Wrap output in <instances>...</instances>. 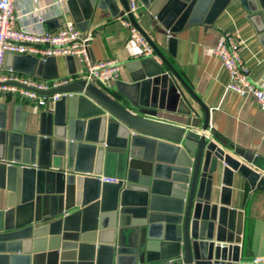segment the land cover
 <instances>
[{"label": "water", "instance_id": "1", "mask_svg": "<svg viewBox=\"0 0 264 264\" xmlns=\"http://www.w3.org/2000/svg\"><path fill=\"white\" fill-rule=\"evenodd\" d=\"M137 1L159 6L154 19L171 34L211 25L234 2L264 51V0ZM66 6L80 32L94 9L129 21L155 58L128 63V81L109 92L78 79L45 93L62 95L34 121H20L14 109L8 116L0 103V264H255L243 253L242 214L229 198L238 179L263 188L264 168L206 139L207 110L200 106L199 127L180 87L196 98L139 29L127 0ZM173 44L169 37L171 55ZM54 59L7 53L4 69L51 80ZM65 61L73 75L72 58Z\"/></svg>", "mask_w": 264, "mask_h": 264}, {"label": "crops", "instance_id": "2", "mask_svg": "<svg viewBox=\"0 0 264 264\" xmlns=\"http://www.w3.org/2000/svg\"><path fill=\"white\" fill-rule=\"evenodd\" d=\"M135 1L137 9L132 15L137 26L157 47L196 98L197 102L180 87L197 114L199 127L205 117L201 108L207 110V130L204 133L206 139L215 143L231 158L241 160L233 153L237 150L252 156L257 164L264 168V111L257 107L251 97H239L225 90L226 76L218 59L211 52L224 32L232 34L240 44L241 58L248 70L249 79L254 83L262 79L264 51L257 43L250 25L245 21L243 10L238 4L231 2L211 25L196 22L184 25L179 31L171 34L163 30L154 19L159 6L151 5L145 9ZM13 12L15 26L30 32L57 29L58 27L47 28L50 24L46 23L52 20H56L59 27L65 22H72L66 0H13ZM37 17H41L40 23ZM125 22L127 21L111 17L106 10L94 9L88 30L82 32L90 36L87 48L91 61L113 59L119 63L118 78L115 82L128 81L126 66L139 58V49L129 39ZM169 37L174 39L172 55L166 49ZM143 39L146 41L144 37ZM54 61L57 71L55 79L66 78L70 82L80 78L81 68L73 60V75L68 74L65 58L55 57ZM115 82L95 86L109 92ZM0 103L7 104L8 116L14 109L19 120L25 123L37 120L40 113L51 111L53 108V104L37 107L34 103L8 95L4 98L0 96ZM164 115L169 120H185L175 114ZM5 196V191L0 190V209L3 207ZM229 201L230 207L242 214L241 239L247 260L264 259V187L250 189L238 179V185L232 190Z\"/></svg>", "mask_w": 264, "mask_h": 264}, {"label": "built area", "instance_id": "3", "mask_svg": "<svg viewBox=\"0 0 264 264\" xmlns=\"http://www.w3.org/2000/svg\"><path fill=\"white\" fill-rule=\"evenodd\" d=\"M34 1V0H33ZM128 13L137 9L135 0H127ZM37 21H42L37 17ZM129 39L139 49L138 57L155 58L147 42L127 21ZM90 36L80 32L72 22H65L53 31L30 32L15 26L13 0H0V96L18 98L37 107L52 105L62 94L44 95L69 82L66 78L44 81L34 77L18 74L4 69V58L7 53L15 56H30L45 61L50 57H71L81 68L80 78L93 85H109L118 78L119 63L109 59L94 62L88 55ZM226 76L224 86L229 93L239 97H251L257 107L264 111V75L258 83L249 79L248 70L243 64L240 44L236 38L224 32L212 50ZM8 164V163H6ZM100 181L114 183V180L99 178ZM262 259H253L260 263Z\"/></svg>", "mask_w": 264, "mask_h": 264}]
</instances>
